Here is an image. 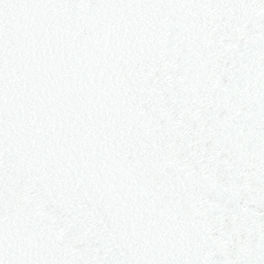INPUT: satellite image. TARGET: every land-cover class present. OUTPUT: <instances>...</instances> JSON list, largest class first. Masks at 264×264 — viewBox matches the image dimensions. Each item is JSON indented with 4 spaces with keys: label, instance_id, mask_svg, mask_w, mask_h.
I'll return each mask as SVG.
<instances>
[{
    "label": "snow or ice",
    "instance_id": "1",
    "mask_svg": "<svg viewBox=\"0 0 264 264\" xmlns=\"http://www.w3.org/2000/svg\"><path fill=\"white\" fill-rule=\"evenodd\" d=\"M0 264H264V0H0Z\"/></svg>",
    "mask_w": 264,
    "mask_h": 264
}]
</instances>
